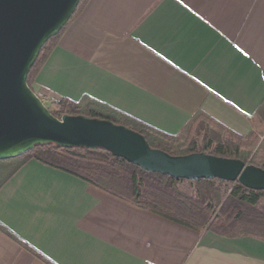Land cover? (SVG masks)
<instances>
[{
	"label": "crops",
	"instance_id": "1",
	"mask_svg": "<svg viewBox=\"0 0 264 264\" xmlns=\"http://www.w3.org/2000/svg\"><path fill=\"white\" fill-rule=\"evenodd\" d=\"M32 91L169 136L197 112L247 136L264 117V0H87ZM0 225L51 264H264V241L196 232L36 160L0 186ZM0 264L48 263L0 232Z\"/></svg>",
	"mask_w": 264,
	"mask_h": 264
},
{
	"label": "trees",
	"instance_id": "2",
	"mask_svg": "<svg viewBox=\"0 0 264 264\" xmlns=\"http://www.w3.org/2000/svg\"><path fill=\"white\" fill-rule=\"evenodd\" d=\"M86 2L87 0H81L67 25L78 15ZM65 27L40 50L27 76V85L31 90L34 78ZM51 105L53 110H47L56 119L68 115L108 120L140 134L150 148L170 156L204 153L241 160L246 165L264 170V148L259 147L252 154L256 144L255 132L238 136L202 112H197L179 135L169 136L88 99L77 104L61 100L52 102ZM200 134L202 138L198 143L195 137ZM29 160H36L76 176L135 207L196 232L210 231L225 237H252L264 241V205H259L264 200V191H252L237 183H230V188L223 194V201L218 198L223 182L199 180L192 183L197 188L198 196L197 200H193L176 188L177 184L186 181L144 172L123 159L113 157L103 149L62 148L54 144L35 145L22 156L0 161L1 166L9 169L6 179ZM208 201L217 202L218 212L214 216L206 205ZM0 232L51 264L2 225Z\"/></svg>",
	"mask_w": 264,
	"mask_h": 264
},
{
	"label": "water",
	"instance_id": "3",
	"mask_svg": "<svg viewBox=\"0 0 264 264\" xmlns=\"http://www.w3.org/2000/svg\"><path fill=\"white\" fill-rule=\"evenodd\" d=\"M81 0H0V161L35 145L103 149L144 172L174 180H218L264 191V170L204 153L170 156L108 120L54 118L27 85L42 47L67 25Z\"/></svg>",
	"mask_w": 264,
	"mask_h": 264
},
{
	"label": "rangeland",
	"instance_id": "4",
	"mask_svg": "<svg viewBox=\"0 0 264 264\" xmlns=\"http://www.w3.org/2000/svg\"><path fill=\"white\" fill-rule=\"evenodd\" d=\"M41 101L43 102V104L46 108L53 110V107H52L50 102L45 101V100H41ZM255 134H256V144L254 145V148L252 150V154L255 153L259 147L264 148V117H262L260 126L257 128ZM201 138H202V134L197 135L195 137V140L198 143H200ZM8 174H9V169L0 165V185L7 178ZM229 186H230V183H224L223 185L220 186V192L218 195L219 200H223V201L225 200L223 194L228 188H230ZM176 188L179 189L184 194H186L189 198H191L193 200H197V198H198L197 188L195 187L194 184L184 182V183L177 184ZM206 205L210 208V211L213 214V216L218 212L217 202L208 201V202H206ZM259 205L263 206L264 200L261 201Z\"/></svg>",
	"mask_w": 264,
	"mask_h": 264
}]
</instances>
